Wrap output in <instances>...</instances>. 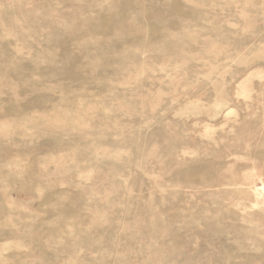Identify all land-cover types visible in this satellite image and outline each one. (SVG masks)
Here are the masks:
<instances>
[{
	"label": "rangeland",
	"instance_id": "obj_1",
	"mask_svg": "<svg viewBox=\"0 0 264 264\" xmlns=\"http://www.w3.org/2000/svg\"><path fill=\"white\" fill-rule=\"evenodd\" d=\"M0 264H264V0H0Z\"/></svg>",
	"mask_w": 264,
	"mask_h": 264
}]
</instances>
